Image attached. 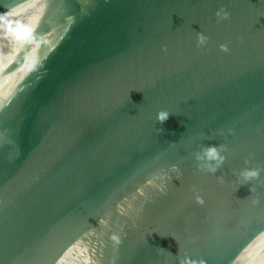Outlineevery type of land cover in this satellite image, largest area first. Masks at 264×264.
<instances>
[{
	"label": "water",
	"instance_id": "obj_1",
	"mask_svg": "<svg viewBox=\"0 0 264 264\" xmlns=\"http://www.w3.org/2000/svg\"><path fill=\"white\" fill-rule=\"evenodd\" d=\"M182 261L264 264V0H0V264Z\"/></svg>",
	"mask_w": 264,
	"mask_h": 264
},
{
	"label": "clouds",
	"instance_id": "obj_2",
	"mask_svg": "<svg viewBox=\"0 0 264 264\" xmlns=\"http://www.w3.org/2000/svg\"><path fill=\"white\" fill-rule=\"evenodd\" d=\"M168 113L167 112H158L157 113V119L161 122L165 121L168 118ZM198 160L199 159H210V160H215L217 162V165L219 163H222L223 160L225 159V157L223 155L219 154V151L217 149L216 146L214 145H209L207 147H205L202 150V154H197L196 157ZM209 171L211 172H215L216 171V167H210ZM245 179L248 178H255L259 176V170L258 169H245L242 173H241ZM197 199L199 200V202H203L202 200H200L199 197H197ZM181 264H184V262L182 261Z\"/></svg>",
	"mask_w": 264,
	"mask_h": 264
}]
</instances>
